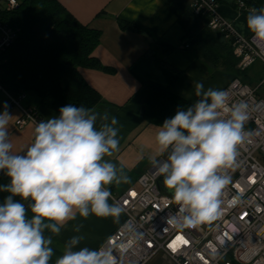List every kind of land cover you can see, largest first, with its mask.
Returning a JSON list of instances; mask_svg holds the SVG:
<instances>
[{
    "label": "clouds",
    "instance_id": "9594fccd",
    "mask_svg": "<svg viewBox=\"0 0 264 264\" xmlns=\"http://www.w3.org/2000/svg\"><path fill=\"white\" fill-rule=\"evenodd\" d=\"M246 25L264 41V7L251 8ZM194 88L199 99L164 120L155 137L158 151L149 157L154 174L163 177L178 205V214L168 222L192 227L220 216L222 196L231 181L226 170L236 165L239 146L252 134L244 127L249 118L245 103L232 105L225 117L226 92L205 90L202 82ZM4 109L0 172L9 182L0 184V192L8 193L0 203V264H50L54 250L46 230L59 235L77 214L118 220L124 212L118 201L109 203V186L130 183V177L106 159L118 150V120L69 103L58 116L36 124L33 142L19 154L12 151V116L6 104ZM166 153V159H158ZM73 230L79 232L80 226ZM82 240L72 236L55 264H115L108 252L75 250Z\"/></svg>",
    "mask_w": 264,
    "mask_h": 264
},
{
    "label": "crops",
    "instance_id": "0c3cea01",
    "mask_svg": "<svg viewBox=\"0 0 264 264\" xmlns=\"http://www.w3.org/2000/svg\"><path fill=\"white\" fill-rule=\"evenodd\" d=\"M247 1L264 7V0ZM217 2L219 14L232 24L238 34L253 41L255 36L246 25L247 15L236 7L237 0ZM60 3L78 22L101 32L100 43L93 56L110 72L81 68L80 73L102 96L103 103L93 110L101 114L107 112L109 118L115 116L118 120V150L106 159L122 167L130 177V183L109 186L112 193L109 203H112L113 198L138 186V178L152 166L149 157L155 156L158 151L155 137L159 127L147 124L141 117V103L146 93L144 83L157 84L194 104L199 99L195 95L196 82H202L205 90H223L236 74L222 68L215 69L198 54L184 48L187 42L184 41L185 31L171 10L169 0H60ZM124 23L136 25L140 30L123 29ZM255 40L253 42L264 51V47ZM157 42L175 48L163 57L168 67L145 56ZM6 101V96L0 91V112L5 110ZM21 105L23 108L35 109L41 121L59 115L40 105L35 95H27ZM7 110L12 116L8 125L12 151L22 154L33 142L36 124L29 122L19 128L16 122L22 117V111L10 107ZM165 156L167 153L158 159ZM161 184L163 192L172 195L164 185L163 178ZM124 219V213L118 220L95 215L85 219L77 214V218L69 221L59 235L46 230L45 235L52 236L50 246L54 250L50 264H55V260L63 254L65 244L72 236L83 237L75 250L81 247L97 250ZM77 225L80 226L79 232L73 230Z\"/></svg>",
    "mask_w": 264,
    "mask_h": 264
},
{
    "label": "built area",
    "instance_id": "2783aa9c",
    "mask_svg": "<svg viewBox=\"0 0 264 264\" xmlns=\"http://www.w3.org/2000/svg\"><path fill=\"white\" fill-rule=\"evenodd\" d=\"M237 3L249 10L245 1ZM19 5L20 0H0V54L18 36V30L4 23L2 15ZM218 5L217 0H191L194 15L206 17L208 28L231 42L239 70L246 71L257 61L264 64V51L236 32L219 14ZM263 85L264 80L252 87L236 77L222 90L228 96L222 115L227 117L232 105L245 103L249 118L244 127L252 134L239 146L236 165L226 170L231 181L216 220L194 227L168 222L178 214V205L172 195L163 192V177L155 175L151 166L138 178L137 187L113 198L123 207L125 219L96 251L110 253L115 264H151L160 257V264H264V97L259 94ZM0 90L7 107L22 111L16 122L19 128L41 121L35 109L22 107L25 95L14 97ZM178 236L188 243H180L173 251L169 244Z\"/></svg>",
    "mask_w": 264,
    "mask_h": 264
},
{
    "label": "trees",
    "instance_id": "16d2710c",
    "mask_svg": "<svg viewBox=\"0 0 264 264\" xmlns=\"http://www.w3.org/2000/svg\"><path fill=\"white\" fill-rule=\"evenodd\" d=\"M243 1L249 10L240 8L238 3L236 7L246 15L251 8H260ZM190 4L189 0H169L171 10L185 31L188 50L215 69H225L240 78L241 70L231 42L225 41L220 33L211 31L206 17L195 16ZM2 20L18 30L13 45L0 54L2 89L14 97L35 95L40 105L56 113L69 103L90 109L103 103L102 96L80 73L81 68L110 72L93 56L101 32L78 22L60 0H20L19 7L5 12ZM122 26L127 30H140L130 23ZM174 50L167 43L157 42L145 56L168 67L163 57ZM144 87L146 93L141 103V117L149 125L159 127L175 114L178 107L186 109L192 105L157 84L146 82ZM8 182V177L0 172V184ZM7 195L0 192V203Z\"/></svg>",
    "mask_w": 264,
    "mask_h": 264
},
{
    "label": "rangeland",
    "instance_id": "374dc122",
    "mask_svg": "<svg viewBox=\"0 0 264 264\" xmlns=\"http://www.w3.org/2000/svg\"><path fill=\"white\" fill-rule=\"evenodd\" d=\"M254 39H256L255 41L264 47V41H261L255 37L253 38V41ZM239 77L245 83L251 85L252 87L260 86L261 82L264 80V64L261 61H257L252 67H250L246 71H241ZM259 93L262 97H264V85L260 87ZM166 158L167 156L164 157V159ZM160 262H161V257L157 260H154L151 264H160Z\"/></svg>",
    "mask_w": 264,
    "mask_h": 264
},
{
    "label": "snow or ice",
    "instance_id": "6c2138e0",
    "mask_svg": "<svg viewBox=\"0 0 264 264\" xmlns=\"http://www.w3.org/2000/svg\"><path fill=\"white\" fill-rule=\"evenodd\" d=\"M180 243L187 244L188 241L185 240L183 237L178 236V237L176 238V240H174L171 244H169V247H170L173 251H176L177 248L179 247V244H180Z\"/></svg>",
    "mask_w": 264,
    "mask_h": 264
}]
</instances>
